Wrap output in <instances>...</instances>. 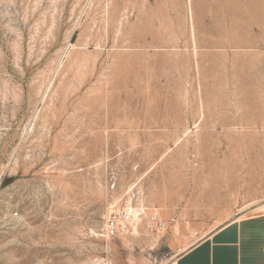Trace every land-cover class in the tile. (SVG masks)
<instances>
[{
	"label": "rangeland",
	"instance_id": "1",
	"mask_svg": "<svg viewBox=\"0 0 264 264\" xmlns=\"http://www.w3.org/2000/svg\"><path fill=\"white\" fill-rule=\"evenodd\" d=\"M262 213L264 0H0V264H176Z\"/></svg>",
	"mask_w": 264,
	"mask_h": 264
},
{
	"label": "crops",
	"instance_id": "2",
	"mask_svg": "<svg viewBox=\"0 0 264 264\" xmlns=\"http://www.w3.org/2000/svg\"><path fill=\"white\" fill-rule=\"evenodd\" d=\"M176 264H264V213L216 230L182 253Z\"/></svg>",
	"mask_w": 264,
	"mask_h": 264
},
{
	"label": "built area",
	"instance_id": "3",
	"mask_svg": "<svg viewBox=\"0 0 264 264\" xmlns=\"http://www.w3.org/2000/svg\"><path fill=\"white\" fill-rule=\"evenodd\" d=\"M153 219L156 221L155 225L157 228H166V225L159 219V216H154ZM147 220L148 214L144 207H130L123 210L112 211L106 219L102 237L109 240L127 235L130 233V227L133 224L147 222Z\"/></svg>",
	"mask_w": 264,
	"mask_h": 264
}]
</instances>
